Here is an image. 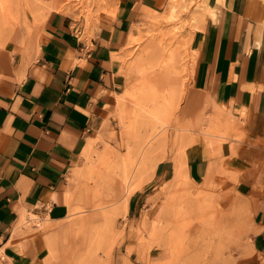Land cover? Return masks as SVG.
<instances>
[{"label":"crops","instance_id":"1","mask_svg":"<svg viewBox=\"0 0 264 264\" xmlns=\"http://www.w3.org/2000/svg\"><path fill=\"white\" fill-rule=\"evenodd\" d=\"M170 1L105 0V8L96 11V4L88 17L52 8L33 25L30 40L23 36V53L8 50L0 65V254L11 264H40L52 236L45 233L66 232L68 178L122 83L121 50L135 36L134 26L166 13ZM199 1L189 16L198 24L189 35V91L238 138L219 144L217 153L202 142L186 148V171L199 182L233 174L252 211L247 264H262L264 0ZM172 173V158L155 163L154 178L166 181ZM138 201L130 198L128 215L140 211ZM28 214L51 227L42 232L23 225Z\"/></svg>","mask_w":264,"mask_h":264},{"label":"rangeland","instance_id":"2","mask_svg":"<svg viewBox=\"0 0 264 264\" xmlns=\"http://www.w3.org/2000/svg\"><path fill=\"white\" fill-rule=\"evenodd\" d=\"M104 3L0 0V65L8 50L23 53V36L30 40L33 25L52 8L88 17ZM199 8V0H178L170 20L160 13L134 26L135 42L120 53L122 83L105 106L89 156L77 161L68 178L72 207L63 223L66 232L45 233L52 236L40 264L249 263L252 211L235 188L236 178L227 173L199 182L186 171V148L202 142L217 153L219 144L238 138L234 129L218 125L220 113L210 112L189 91L194 28L189 16ZM164 157L173 160L166 181L153 177L155 163ZM132 196L139 198L140 211L128 215ZM31 217L23 225L42 232L51 227ZM0 264L11 263L0 254Z\"/></svg>","mask_w":264,"mask_h":264},{"label":"bare ground","instance_id":"3","mask_svg":"<svg viewBox=\"0 0 264 264\" xmlns=\"http://www.w3.org/2000/svg\"><path fill=\"white\" fill-rule=\"evenodd\" d=\"M178 5V0H171L170 1V3H169V9H168V11L166 12V14L164 15V17L167 19V20H170L173 16V11L175 10V7ZM202 6H204V5H202ZM168 7V6H167ZM206 8L205 9H207L210 13H212L211 12V8H209L208 6H205ZM203 10V9H202ZM198 11V10H197ZM213 11V10H212ZM199 14V13H198ZM207 14H209V13H207ZM162 20V19H161ZM194 27H195V24H194ZM198 27V26H197ZM160 34V33H159ZM163 34V33H162ZM156 35V34H155ZM158 35V34H157ZM161 36V35H160ZM156 37V36H155ZM151 38V37H150ZM154 38V37H153ZM181 40V39H180ZM160 41V40H159ZM130 42L131 43H134L135 42V36H131V38H130ZM156 43V42H155ZM154 46V45H153ZM152 46V47H153ZM151 48V47H150ZM171 49V48H170ZM162 50V49H161ZM153 51V50H152ZM165 53H167V55L169 54V52H168V50L166 51H164ZM164 52H163V54H164ZM154 53V52H153ZM191 53V52H190ZM157 55V54H156ZM176 55H178V54H176ZM147 56V55H146ZM148 56H149V54H148ZM160 56V55H159ZM170 56V55H169ZM168 56V57H169ZM150 57V56H149ZM152 57V56H151ZM154 57H155V55H154ZM167 57V58H168ZM191 57H192V55H191ZM149 59V58H148ZM151 59V58H150ZM164 59V58H163ZM172 59V58H171ZM192 59V58H191ZM173 60V59H172ZM159 61V60H158ZM176 61V60H175ZM172 64V63H171ZM182 83V82H181ZM211 106V105H210ZM243 115V114H242ZM91 144V143H90ZM90 149V147L88 146V147H86V150H85V152H84V154L86 155V156H89V151H91V150H89ZM164 230V229H163ZM170 238V237H169ZM167 243V242H166ZM162 244V243H161ZM159 244H157L156 246H158ZM161 246V245H160ZM164 247V246H163ZM158 248V247H157ZM167 248H168V246H167ZM178 257V256H177ZM168 258V257H167ZM176 259V258H175ZM178 260V259H177ZM179 261V260H178Z\"/></svg>","mask_w":264,"mask_h":264}]
</instances>
